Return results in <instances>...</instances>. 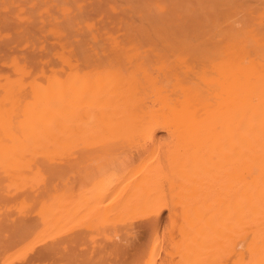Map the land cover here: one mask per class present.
I'll list each match as a JSON object with an SVG mask.
<instances>
[{"label": "bare ground", "instance_id": "1", "mask_svg": "<svg viewBox=\"0 0 264 264\" xmlns=\"http://www.w3.org/2000/svg\"><path fill=\"white\" fill-rule=\"evenodd\" d=\"M65 178L121 217L82 227L107 239L86 256L47 241L80 218ZM21 260L264 264V0H0V264Z\"/></svg>", "mask_w": 264, "mask_h": 264}, {"label": "rangeland", "instance_id": "2", "mask_svg": "<svg viewBox=\"0 0 264 264\" xmlns=\"http://www.w3.org/2000/svg\"><path fill=\"white\" fill-rule=\"evenodd\" d=\"M68 177V176H67ZM69 178V177H68ZM66 179V178H65ZM65 183H66V185H63L62 187H60V190H59V192H57L55 195H56V198H58L59 196H61V197H59V198H63V200L64 201H66V202H72V206L71 205H69V206H67L65 209H66V211L67 210H70L71 209V211H68V212H72L73 210H74V213L75 212H77L78 214H79V216H80V218L79 217H77L76 215H77V213H76V215H73L74 213L72 212V213H70L69 214V216H76V217H73V219L71 220H69L70 222H69V224L68 225H66V228H67V230L65 229H63V230H61V229H58V230H54L51 234L53 235V237H52V235L50 234L49 236H48V238L49 239H47V241H49L50 242V240H52V242H53V240H54V238H56L55 239V241H59V240H62V241H64V240H66L65 238L68 236V234L70 233L71 234V232H69L68 233V231H72V230H74L75 232L76 231H78V233L77 234H74V232H73V236H75L76 238H78V236H79V240L77 239H75V238H72V235H70L69 236V239H71L72 238V240L74 239V242H75V247H74V249L76 250V252L77 253H79V255L81 256L82 254H84V253H82V252H85V254L87 255L89 252L87 251L86 252V248H89V246H94L95 248H99V245L104 241V239H106V237L105 236H103L102 234H105V233H101V235H102V237L100 236V233H99V235L98 236H96V234L94 235V233L91 235L90 233H88V234H86V235H91V240H89V241H86L87 243L85 244V242H84V240H83V238L85 237V239H87L86 238V236H85V234H83V233H85L83 230V228L82 227H84V226H88L86 223L87 222H89L90 220H92V219H95L96 220V223H97V225L95 226V227H97L98 225L100 226V225H102L103 223H106V222H109L110 220H112V221H118L117 219H115V218H121V217H115V218H111L112 216L111 215H109V214H107V215H98V213H96L95 212V209L94 208H91L90 206H88V204L86 205L85 203V206L84 205H81L82 203H81V201L79 202V191H80V188H79V185H78V181L76 180V179H73V178H70V179H66V181H65ZM64 189V190H63ZM38 190V192L40 191V189H37ZM63 192H62V191ZM64 193H65V195L66 196H64ZM72 200V201H71ZM65 202V204H67ZM83 206V207H82ZM69 207H70V209H69ZM17 210L18 209H16L14 212H13V217H12V219L13 220H15V222H16V224L15 225H11L10 226V229H14V227L15 226H19L23 221H25L26 219H29L30 221H31V223L30 224H34V223H38V225L39 226H42L41 225V220L37 217V213H35L34 211H38V208H34V209H25L21 214L20 213H18L17 212ZM166 213V212H165ZM90 214V216L88 217V215ZM72 217H70V218H72ZM125 219H128L129 217L128 216H126V217H124ZM80 219V220H79ZM73 223H75L74 225H73ZM95 223V224H96ZM85 224V225H84ZM37 225V224H36ZM71 225H73V227L71 226ZM76 225V226H75ZM65 228V227H64ZM83 229V230H82ZM79 230H81V231H83L82 232V234L81 235H84L83 237L82 236H80V232H79ZM57 231H58V233H57ZM63 231V232H62ZM101 232H103V231H101ZM65 233H66V235H65ZM64 234V239L63 238H61V235H63ZM79 234V235H78ZM51 236V237H50ZM93 236H94V238H95V236H96V238H99V239H96L95 240V242L96 241H99L100 239H103V241L101 242V240L99 241V243L97 242V246H95V242L94 243H91L92 242V240H94L93 239ZM59 237V238H58ZM71 237V238H70ZM68 239V238H67ZM81 239L83 240V241H81ZM89 239H90V236H89ZM88 240V239H87ZM107 240V239H106ZM76 241H78L79 243L78 244H76L77 242ZM83 242V243H82ZM101 242V243H100ZM92 244V245H91ZM77 245V246H76ZM83 245V246H82ZM94 247H90V248H94ZM77 248H78V250H77ZM89 250V249H88ZM72 251H73V253H74V250L72 249ZM79 251H82V252H79ZM90 251H91V249H90ZM92 251H94V249L92 250ZM91 251V252H92ZM76 252L74 253V254H76ZM84 254V255H85ZM91 254V253H90ZM77 256H78V254H76ZM83 255V256H84ZM85 255V256H86ZM89 255V254H88ZM21 263H23V260H21V261H18L16 264H21Z\"/></svg>", "mask_w": 264, "mask_h": 264}]
</instances>
